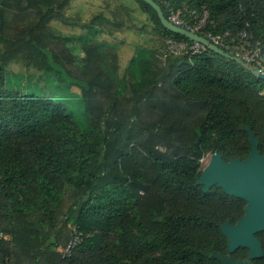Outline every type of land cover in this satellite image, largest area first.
<instances>
[{"label":"trees","instance_id":"1","mask_svg":"<svg viewBox=\"0 0 264 264\" xmlns=\"http://www.w3.org/2000/svg\"><path fill=\"white\" fill-rule=\"evenodd\" d=\"M72 1L0 0V264H222L217 253L264 264L248 247L231 252L221 230L247 201L198 183L206 155L245 160L252 135L264 155V79L207 47L161 58L169 38L194 40L145 0L134 1L163 48H141L122 74L116 43L54 28L80 22ZM155 1L166 16L204 6L203 34L242 58L260 49L264 65V0ZM105 3L109 15L83 23L116 38L133 10ZM19 58L75 82L85 123L58 99L9 87L5 67ZM76 229L82 241L64 255Z\"/></svg>","mask_w":264,"mask_h":264},{"label":"rangeland","instance_id":"2","mask_svg":"<svg viewBox=\"0 0 264 264\" xmlns=\"http://www.w3.org/2000/svg\"><path fill=\"white\" fill-rule=\"evenodd\" d=\"M106 1L73 0L70 8L67 9V14L76 18L78 17L76 14L80 12V22L68 25L54 21V28L62 31L63 34L72 35L77 38L116 43L119 47L122 74L129 66L135 53L141 48L149 54L154 49H160L162 51L163 46H161L158 36L155 33L154 25L151 23L148 15L141 11L134 0H108L109 2L111 1L109 3L111 8H114L117 4H129L131 10H133L131 12L133 16L130 19L131 27L119 31L116 38L108 37L107 34L100 33V31L96 30L95 25H85L83 22H89L99 11L105 10L104 12L109 15L107 8L104 7L106 6ZM74 21V19L71 20V22ZM84 25L85 27H83ZM5 68L9 87L58 99L75 112L76 119L79 123H85L82 95L80 87L75 82L68 78L62 81L59 76V79L57 78L55 73L43 72L35 67L27 66L21 58L14 60ZM214 155L215 153H211L205 156L202 173Z\"/></svg>","mask_w":264,"mask_h":264},{"label":"water","instance_id":"3","mask_svg":"<svg viewBox=\"0 0 264 264\" xmlns=\"http://www.w3.org/2000/svg\"><path fill=\"white\" fill-rule=\"evenodd\" d=\"M157 11L162 24L169 30L182 34L191 40L201 42L207 48L237 60L254 74L264 79V68L248 64L242 57L232 55L207 37L188 31L173 24L165 15L162 6L155 0H145ZM252 150L245 160L234 158L225 161L220 154L215 153L208 170L203 172L198 183L204 184L205 190L214 185L221 186L228 194L236 195L247 201L244 217L235 225L224 224L222 232L228 238L231 252L240 246L249 248V259L264 255V249L258 232L264 230V155L259 151L258 140L252 135ZM222 264H254L252 261H238L231 256L217 253Z\"/></svg>","mask_w":264,"mask_h":264},{"label":"built area","instance_id":"4","mask_svg":"<svg viewBox=\"0 0 264 264\" xmlns=\"http://www.w3.org/2000/svg\"><path fill=\"white\" fill-rule=\"evenodd\" d=\"M168 5L169 2L166 1ZM187 7L178 8V9H170L167 18L175 25L182 27L188 31L203 35L207 37L210 41L217 44L221 48L224 46H229L228 43L224 40L223 36L214 35L212 33H208L207 35L202 33V30L205 28V25L208 21L209 12L203 6L202 9H192L188 16L185 14ZM243 36H247V32L243 33ZM206 46L201 42L194 41L190 43L187 40H180L175 38H169L167 40V48L166 53L161 56V58L165 59L168 54H181L183 52H191L193 54L202 51ZM261 50H252L246 49L243 53V58L248 62H256L258 67L264 68ZM82 233L77 229L75 231L74 237L70 240L66 248L63 249L64 255H71L73 249L82 241Z\"/></svg>","mask_w":264,"mask_h":264},{"label":"bare ground","instance_id":"5","mask_svg":"<svg viewBox=\"0 0 264 264\" xmlns=\"http://www.w3.org/2000/svg\"><path fill=\"white\" fill-rule=\"evenodd\" d=\"M209 163H210V162H209ZM209 163H208V165H209ZM208 165L205 167L204 172H206V171L208 170Z\"/></svg>","mask_w":264,"mask_h":264},{"label":"crops","instance_id":"6","mask_svg":"<svg viewBox=\"0 0 264 264\" xmlns=\"http://www.w3.org/2000/svg\"><path fill=\"white\" fill-rule=\"evenodd\" d=\"M78 12H79V11H78ZM79 13H80V12H79ZM5 238H9V237H8V235H7V236H5Z\"/></svg>","mask_w":264,"mask_h":264}]
</instances>
